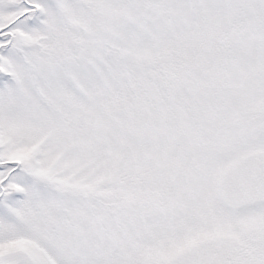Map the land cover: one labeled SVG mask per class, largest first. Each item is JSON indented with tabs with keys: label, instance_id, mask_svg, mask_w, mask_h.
Masks as SVG:
<instances>
[{
	"label": "snow or ice",
	"instance_id": "6c2138e0",
	"mask_svg": "<svg viewBox=\"0 0 264 264\" xmlns=\"http://www.w3.org/2000/svg\"><path fill=\"white\" fill-rule=\"evenodd\" d=\"M0 264H264V0H0Z\"/></svg>",
	"mask_w": 264,
	"mask_h": 264
}]
</instances>
